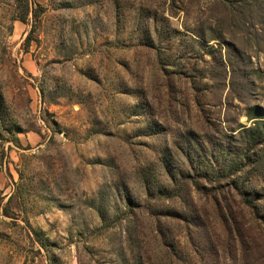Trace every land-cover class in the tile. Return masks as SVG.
I'll use <instances>...</instances> for the list:
<instances>
[{"label":"rangeland","instance_id":"obj_1","mask_svg":"<svg viewBox=\"0 0 264 264\" xmlns=\"http://www.w3.org/2000/svg\"><path fill=\"white\" fill-rule=\"evenodd\" d=\"M0 0V264H264V0Z\"/></svg>","mask_w":264,"mask_h":264},{"label":"trees","instance_id":"obj_2","mask_svg":"<svg viewBox=\"0 0 264 264\" xmlns=\"http://www.w3.org/2000/svg\"><path fill=\"white\" fill-rule=\"evenodd\" d=\"M17 20L24 22L29 14L27 0H16Z\"/></svg>","mask_w":264,"mask_h":264}]
</instances>
